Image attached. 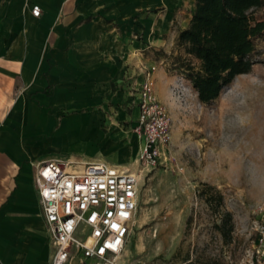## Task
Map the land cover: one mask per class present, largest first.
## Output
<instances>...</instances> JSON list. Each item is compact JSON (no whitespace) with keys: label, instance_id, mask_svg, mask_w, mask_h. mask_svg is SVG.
I'll list each match as a JSON object with an SVG mask.
<instances>
[{"label":"rangeland","instance_id":"1","mask_svg":"<svg viewBox=\"0 0 264 264\" xmlns=\"http://www.w3.org/2000/svg\"><path fill=\"white\" fill-rule=\"evenodd\" d=\"M144 1L138 5L113 3L112 7L122 6L124 27L133 30L132 36L144 45H153L145 54L153 58L156 70L164 66L173 79L161 90L156 88L171 119L172 141L163 164L153 167L140 163L138 154L144 138L134 130L135 103L131 99L137 89L129 78L124 79L110 98L102 101L103 116L108 121L105 132L115 140L117 133L124 135L127 141L122 149L134 155L122 164L137 169L140 176L136 224L120 261L241 264L254 238L253 224L259 218L256 208L264 203V37L255 42L258 61L251 71L236 75L216 99L202 102L191 81L172 62L176 54L184 53L175 38L187 24L185 12L191 9L192 1L186 0L183 17H174L167 31L158 29V19L151 26L147 19L150 15L161 17L167 11L166 5L162 0ZM134 11L143 15L138 23L145 29L152 27L150 34L145 30L142 34L134 32L136 26L140 31L129 17ZM255 15L264 18V6ZM151 64L145 63L144 70ZM81 128L70 120L60 124L56 133H46L51 141L49 156L76 154L83 142ZM116 151L119 147L113 146L111 154ZM202 182L216 187L208 189L213 197L216 190L224 194L219 210L216 202L213 206L207 204L199 194ZM224 210L233 213L234 222L226 236L216 226ZM49 263V258L43 259V264ZM71 264L82 263L73 257Z\"/></svg>","mask_w":264,"mask_h":264},{"label":"crops","instance_id":"2","mask_svg":"<svg viewBox=\"0 0 264 264\" xmlns=\"http://www.w3.org/2000/svg\"><path fill=\"white\" fill-rule=\"evenodd\" d=\"M191 1L185 12L186 0H162L167 11L147 16L150 26L158 19L159 30H170L173 18L185 12V28L195 8ZM142 2L0 0V264L51 263L53 246L35 185L37 166L53 158L46 133L71 120L82 127L83 142L76 154L62 158L107 161L137 173L122 164L134 155L122 149L124 135L115 140L105 132L101 103L129 78L137 89L131 98L135 125L144 65L154 62L145 51L153 45L134 38L122 23V6L112 4ZM34 4L41 6L39 16L32 13ZM130 16L140 27L134 32L153 30L138 23L144 18L137 11ZM155 76L159 90L173 80L164 66ZM113 146L119 151L111 154Z\"/></svg>","mask_w":264,"mask_h":264},{"label":"built area","instance_id":"3","mask_svg":"<svg viewBox=\"0 0 264 264\" xmlns=\"http://www.w3.org/2000/svg\"><path fill=\"white\" fill-rule=\"evenodd\" d=\"M32 11L39 16L41 6ZM155 70V64L143 70L134 125L144 138L138 161L153 167L164 163L173 127L156 91ZM35 183L53 246L50 264H70L75 256L82 264H121L140 204L134 173L107 161L53 157L39 163ZM256 211L254 238L241 264H264V203Z\"/></svg>","mask_w":264,"mask_h":264},{"label":"trees","instance_id":"4","mask_svg":"<svg viewBox=\"0 0 264 264\" xmlns=\"http://www.w3.org/2000/svg\"><path fill=\"white\" fill-rule=\"evenodd\" d=\"M195 1L188 25L179 29L175 38L184 53L176 54L172 62L191 81L199 99L210 102L236 75L250 72L258 61L255 42L264 37V18L257 17L255 12L264 6V0ZM214 188L202 182L199 194L207 204L213 206L216 202L219 210L224 194L215 189L217 195L213 197L208 189ZM233 223V213L224 210L216 226L226 236Z\"/></svg>","mask_w":264,"mask_h":264},{"label":"bare ground","instance_id":"5","mask_svg":"<svg viewBox=\"0 0 264 264\" xmlns=\"http://www.w3.org/2000/svg\"><path fill=\"white\" fill-rule=\"evenodd\" d=\"M132 173H134V172H132ZM138 178H139V180H140V176L137 174V173H134Z\"/></svg>","mask_w":264,"mask_h":264}]
</instances>
